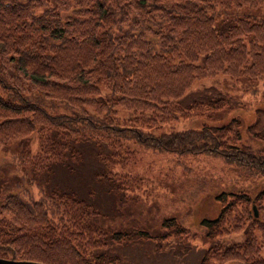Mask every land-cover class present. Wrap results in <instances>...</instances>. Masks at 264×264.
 Returning <instances> with one entry per match:
<instances>
[{"label": "trees", "instance_id": "trees-1", "mask_svg": "<svg viewBox=\"0 0 264 264\" xmlns=\"http://www.w3.org/2000/svg\"><path fill=\"white\" fill-rule=\"evenodd\" d=\"M263 5L0 0V148L13 166L11 187L0 197V256L123 264L115 244L184 246L194 231L181 216L167 213L154 227L110 222L127 201L134 210L145 208L144 198L173 204L175 196L158 191L165 184L159 176L145 174L160 171L154 161L166 163L165 173L183 174L191 168L182 156L217 157L237 178L264 176V129L247 135L252 126L229 115L248 84L251 92L262 85L264 96V15L256 11ZM207 77L225 90L204 85ZM185 115L202 118L200 124L157 132ZM87 150L95 160L91 181L114 196L107 209L92 188L55 180L80 171ZM144 150L170 156H148L139 172L134 166ZM217 195V213L200 219L196 264H264V184L253 195ZM239 231L240 238L222 239Z\"/></svg>", "mask_w": 264, "mask_h": 264}, {"label": "rangeland", "instance_id": "rangeland-1", "mask_svg": "<svg viewBox=\"0 0 264 264\" xmlns=\"http://www.w3.org/2000/svg\"><path fill=\"white\" fill-rule=\"evenodd\" d=\"M256 11L264 15V5ZM202 80L204 85L213 82L216 87L225 90L226 86L222 85L220 79L217 80L207 77ZM249 86L250 84L246 87V89H248L247 91L237 96L235 104L231 106L229 111V115L237 116V119L240 120L244 126H252L250 128H245L244 132L247 135L253 129H264V96L260 90L262 85H258L257 90L254 89L253 92H251ZM231 87L233 93L237 92V89L233 85ZM189 91L191 90H188L185 95H187ZM216 91H218L217 88ZM183 97H181V99ZM201 119L202 118L190 117L188 115L179 116L177 120L169 121L158 128L157 132L187 126H197L200 124ZM13 144H16V142L13 141ZM32 147H35L34 143ZM141 151L140 153H142ZM144 151L153 154H148V152L143 154V158L141 160L139 159L134 166L137 171H139L137 166L140 161L141 164L143 160L146 163L148 156H157L155 154L157 152H151L149 150ZM157 154L170 156L166 153ZM8 156V151L0 148V197L4 191L11 187L12 183L11 176L13 173V166L11 162H9ZM182 158L185 161L184 164L189 165L191 168L188 171H184L183 174L172 172V170L165 173L162 169H166V163L161 161H154L151 163L153 168L156 166L159 168L161 167L158 173L150 175L145 172V174L153 178L159 176V182L165 183L162 187H158V191L162 190L164 193H169L175 196L176 199L177 197L183 198L177 200H175V198L172 199L174 201L171 206L167 205V203L171 201H168L164 197L160 199H156V197L153 199L144 198L145 208L138 210L131 209V205H128L127 201L125 203L126 205L120 207L119 211L111 217L110 222L126 225L132 221L140 223H145L146 221L151 224L150 227H154L158 224L161 216L169 213L167 215L174 214L181 216L182 219H184V223L189 226L190 231H194V235H191L183 242L184 246H177L178 242H163L160 247H156L152 242L145 240H134L132 243H128L122 248L120 244H115L114 251L118 252V254L121 253L123 264H196L198 256L203 249V236L201 237L200 235L202 229L200 219L203 216H214L219 210L221 200L217 193L222 190L244 189L248 191L249 194L253 195L261 185L264 184V176L249 179L235 177L233 170L230 167H226L221 161H218L219 158L217 157H213L215 159H210L211 157L208 156L198 157L195 155H186L182 156ZM84 159L80 171L77 169L76 172L72 174L64 173L55 180L61 184H69L76 188L79 187L81 190L92 188L93 192L95 191L94 198L99 201L101 209H107L108 203H114V196L108 193L103 194L99 189V185L91 181V174L94 173L95 169V160L90 150L85 152ZM173 165L177 166L180 164L174 163ZM201 175H205L206 177ZM202 179L205 184H202ZM152 182L154 184L159 183L154 180ZM167 184H169L171 188L167 186ZM171 208H177V212L174 211V213H172L169 210ZM255 208L258 213L256 206ZM241 236V232L239 231L224 236L222 239L228 241L240 238Z\"/></svg>", "mask_w": 264, "mask_h": 264}, {"label": "water", "instance_id": "water-1", "mask_svg": "<svg viewBox=\"0 0 264 264\" xmlns=\"http://www.w3.org/2000/svg\"><path fill=\"white\" fill-rule=\"evenodd\" d=\"M255 210V209H254ZM256 213V210H255ZM0 263H12V264H46L41 261L31 260V259H15L11 257L0 256Z\"/></svg>", "mask_w": 264, "mask_h": 264}]
</instances>
